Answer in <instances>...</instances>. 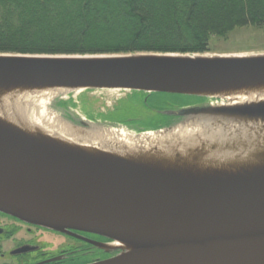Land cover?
<instances>
[{"label":"water","instance_id":"obj_1","mask_svg":"<svg viewBox=\"0 0 264 264\" xmlns=\"http://www.w3.org/2000/svg\"><path fill=\"white\" fill-rule=\"evenodd\" d=\"M263 86L264 54H0L3 92L67 91L54 97L48 109L78 139L110 146L113 136L101 135L119 129L137 137L203 125L226 132L222 143L196 135L199 146L193 149H185L182 141L149 149L141 144L135 159H124L109 154L117 147L96 152L63 145L0 118V212L85 241L109 256L88 264H264V101L227 107L220 98ZM92 91L221 103L165 111L176 121L141 132L74 118L58 105L72 94ZM29 109L19 113L11 107L7 112L1 105L0 114L23 125L21 116ZM230 126H235L231 132ZM224 154L246 159L230 170L217 166L225 164L221 158L211 157ZM112 243L124 248H105Z\"/></svg>","mask_w":264,"mask_h":264},{"label":"trees","instance_id":"obj_2","mask_svg":"<svg viewBox=\"0 0 264 264\" xmlns=\"http://www.w3.org/2000/svg\"><path fill=\"white\" fill-rule=\"evenodd\" d=\"M249 26L264 29V0H0V54H207L213 38ZM152 96L127 93L104 120L146 131L158 115L168 121L156 128L169 125Z\"/></svg>","mask_w":264,"mask_h":264},{"label":"bare ground","instance_id":"obj_3","mask_svg":"<svg viewBox=\"0 0 264 264\" xmlns=\"http://www.w3.org/2000/svg\"><path fill=\"white\" fill-rule=\"evenodd\" d=\"M66 92V90L61 89H13L4 92L3 90H0V107L2 105L5 111L10 112L11 107H16L19 113H22L26 111L28 107L30 108L29 112L25 116H21L23 125L18 124V122H16L14 118H12L10 115L3 114L2 116L0 114V118L8 124H11L14 127L23 130L29 134L34 135L37 131L39 135H43L46 139L56 141L63 145L79 146V148L93 150L96 152H98L99 149L105 151L110 150L103 149L102 147H105L107 145L104 146L102 143L98 144V142H92V140L88 141L86 139H78V137L73 136L68 132L66 127H64L59 122L55 114L49 111L48 105L50 104L52 99L57 95ZM220 98L223 100H227V103L225 105H222L227 107L263 102L264 86L231 91L230 93L221 94ZM234 128L235 126H230L228 131L231 132ZM245 130L246 128H244L243 131ZM110 135L113 137L112 141H110L111 145L107 147L117 148L116 150L111 149L110 151H113L114 153L109 154L121 156L124 159H135L137 157L136 152L138 150V146L141 144L144 145V149H149L150 147L156 144L162 146L166 143V141H172V143L175 141H182L185 142V147L187 146L185 149H193L196 145L199 146L196 140V135H201V137L204 138V141L207 142L214 141L216 143H222L226 139V132H222L221 128H212L209 125L199 126L191 130L178 129L166 135H155L148 133L140 137H137L135 136V134L126 130L119 129L113 130L112 134L101 135V137L106 138ZM187 152L188 151L183 153L186 154ZM211 157L218 159L221 158L222 161L225 163L218 164L217 166L226 165L228 168H230V170L233 169L235 171L237 170L236 163H240L238 161H244V159H246L243 155L236 158L234 156H231L230 154H224L222 156L213 155ZM247 159H249L248 156ZM165 163L172 165L168 163V161ZM245 163H248L250 165L253 162L249 159ZM249 165H247L248 168L252 167ZM105 248H124V246L119 243H112L110 245H107Z\"/></svg>","mask_w":264,"mask_h":264},{"label":"rangeland","instance_id":"obj_4","mask_svg":"<svg viewBox=\"0 0 264 264\" xmlns=\"http://www.w3.org/2000/svg\"><path fill=\"white\" fill-rule=\"evenodd\" d=\"M212 53H207L206 55H257L264 54V29H258L255 27H244L234 30L227 38H213L211 41ZM127 93L120 91H92V92H81L75 93L62 102L67 103L66 114L74 118H86L91 120H99L101 122H109L104 120V116L108 112L114 110L116 104L126 99ZM221 103L220 100L215 99H196L190 97H180V96H165V95H153L149 99V105L154 111L162 114L165 111H173L182 108L196 107L206 105L208 103ZM58 104V103H57ZM56 101L51 106L57 105ZM59 105V104H58ZM60 106V105H59ZM61 107V106H60ZM58 116H63L61 111H56ZM142 112L136 111L133 116H138ZM148 113V112H144ZM151 116V119L155 121H150L146 123V127H152L153 130L156 128V123L159 121L167 122L168 120L160 116ZM176 121V120H175ZM111 123V122H109ZM113 125H119L118 123H111ZM128 130L131 131H141L134 125H125ZM115 126V127H116ZM119 127V126H117ZM158 129V128H156ZM40 239V237H37ZM40 242L45 246L46 251L49 256H53L54 259L59 258L61 250L72 251L85 247L81 241L66 237L60 234H46L42 235ZM98 242V241H97ZM107 242V241H105ZM60 251V252H59ZM69 251V252H70ZM102 255L108 257L107 254L102 253ZM83 260L82 258L80 261Z\"/></svg>","mask_w":264,"mask_h":264},{"label":"flooded vegetation","instance_id":"obj_5","mask_svg":"<svg viewBox=\"0 0 264 264\" xmlns=\"http://www.w3.org/2000/svg\"><path fill=\"white\" fill-rule=\"evenodd\" d=\"M51 233L81 241L85 247L72 251L61 250L57 256L59 258H56L58 260L51 262L50 260H55L54 257L49 256L40 242L42 235ZM81 235L96 242L106 241L92 235ZM81 258L83 260L80 261ZM105 258V255L85 241L27 224L0 212V264H88Z\"/></svg>","mask_w":264,"mask_h":264}]
</instances>
